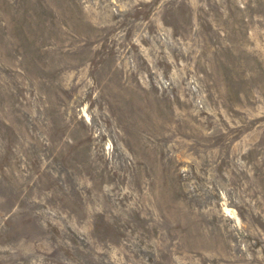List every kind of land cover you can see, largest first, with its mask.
I'll use <instances>...</instances> for the list:
<instances>
[{"label":"rangeland","instance_id":"rangeland-1","mask_svg":"<svg viewBox=\"0 0 264 264\" xmlns=\"http://www.w3.org/2000/svg\"><path fill=\"white\" fill-rule=\"evenodd\" d=\"M0 264H264V0H0Z\"/></svg>","mask_w":264,"mask_h":264}]
</instances>
